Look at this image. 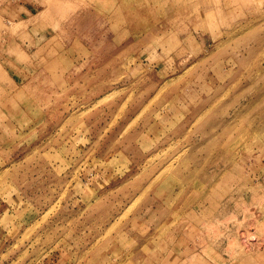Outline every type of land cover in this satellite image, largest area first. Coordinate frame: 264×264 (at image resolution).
<instances>
[{"label":"rangeland","instance_id":"obj_1","mask_svg":"<svg viewBox=\"0 0 264 264\" xmlns=\"http://www.w3.org/2000/svg\"><path fill=\"white\" fill-rule=\"evenodd\" d=\"M0 264H264V0H0Z\"/></svg>","mask_w":264,"mask_h":264},{"label":"bare ground","instance_id":"obj_2","mask_svg":"<svg viewBox=\"0 0 264 264\" xmlns=\"http://www.w3.org/2000/svg\"><path fill=\"white\" fill-rule=\"evenodd\" d=\"M211 19V18H210ZM213 19V18H212ZM118 57V56H117ZM116 60V59H115Z\"/></svg>","mask_w":264,"mask_h":264}]
</instances>
